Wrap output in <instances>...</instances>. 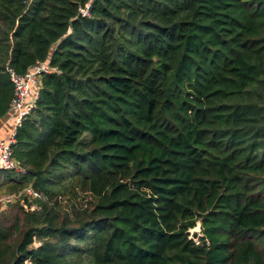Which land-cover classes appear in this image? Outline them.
Segmentation results:
<instances>
[{
  "label": "trees",
  "instance_id": "obj_1",
  "mask_svg": "<svg viewBox=\"0 0 264 264\" xmlns=\"http://www.w3.org/2000/svg\"><path fill=\"white\" fill-rule=\"evenodd\" d=\"M46 61L0 264H264V0H0V120Z\"/></svg>",
  "mask_w": 264,
  "mask_h": 264
},
{
  "label": "built area",
  "instance_id": "obj_2",
  "mask_svg": "<svg viewBox=\"0 0 264 264\" xmlns=\"http://www.w3.org/2000/svg\"><path fill=\"white\" fill-rule=\"evenodd\" d=\"M83 16L88 15V6H85L84 10H80ZM54 71L51 68L50 63L37 62L33 66L29 67L26 73L23 75L16 74L14 71L8 69L10 81L13 85V96L9 103V110L7 114L8 120H11L13 124V130L7 140H0V171L1 170H15L16 172H22L12 158V145L15 143V135L18 127L26 117L30 115L35 108V103L38 98L39 81L40 77L45 74H49ZM36 89L34 95H31L32 88ZM21 195L28 198L29 203H32L33 199H40L41 194L31 187L24 189L15 196H5L0 199V203L4 206L11 203L13 199L20 197ZM32 210L36 209L34 204L31 205Z\"/></svg>",
  "mask_w": 264,
  "mask_h": 264
},
{
  "label": "crops",
  "instance_id": "obj_3",
  "mask_svg": "<svg viewBox=\"0 0 264 264\" xmlns=\"http://www.w3.org/2000/svg\"><path fill=\"white\" fill-rule=\"evenodd\" d=\"M13 130V124L11 120H8L7 116L0 120V140H7Z\"/></svg>",
  "mask_w": 264,
  "mask_h": 264
},
{
  "label": "water",
  "instance_id": "obj_4",
  "mask_svg": "<svg viewBox=\"0 0 264 264\" xmlns=\"http://www.w3.org/2000/svg\"><path fill=\"white\" fill-rule=\"evenodd\" d=\"M200 231V223L198 222L194 228L188 230V233L190 234L189 239L197 242L199 237L201 236L200 234H198Z\"/></svg>",
  "mask_w": 264,
  "mask_h": 264
},
{
  "label": "rangeland",
  "instance_id": "obj_5",
  "mask_svg": "<svg viewBox=\"0 0 264 264\" xmlns=\"http://www.w3.org/2000/svg\"><path fill=\"white\" fill-rule=\"evenodd\" d=\"M35 92H36V89L33 87L32 90H31V95H34ZM2 196L4 198L5 197V193H4V190L3 189H0V199L2 198ZM80 203H82V202L80 201ZM0 207H1V204H0ZM6 207L7 206H4L3 210H5ZM198 234H200V232Z\"/></svg>",
  "mask_w": 264,
  "mask_h": 264
}]
</instances>
